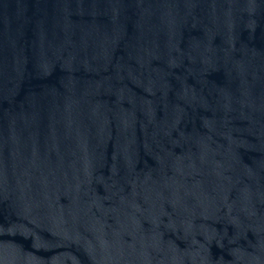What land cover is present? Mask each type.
Listing matches in <instances>:
<instances>
[{
  "label": "water",
  "instance_id": "95a60500",
  "mask_svg": "<svg viewBox=\"0 0 264 264\" xmlns=\"http://www.w3.org/2000/svg\"><path fill=\"white\" fill-rule=\"evenodd\" d=\"M0 264H264V0H0Z\"/></svg>",
  "mask_w": 264,
  "mask_h": 264
}]
</instances>
